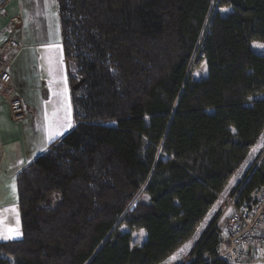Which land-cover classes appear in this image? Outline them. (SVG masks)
<instances>
[{
  "label": "trees",
  "instance_id": "16d2710c",
  "mask_svg": "<svg viewBox=\"0 0 264 264\" xmlns=\"http://www.w3.org/2000/svg\"><path fill=\"white\" fill-rule=\"evenodd\" d=\"M56 3L74 127L18 174L0 264H231L218 222L264 187V0Z\"/></svg>",
  "mask_w": 264,
  "mask_h": 264
},
{
  "label": "crops",
  "instance_id": "0c3cea01",
  "mask_svg": "<svg viewBox=\"0 0 264 264\" xmlns=\"http://www.w3.org/2000/svg\"><path fill=\"white\" fill-rule=\"evenodd\" d=\"M0 54L9 56L12 83L26 108V119L14 122L0 96V219L19 231L14 238L0 239L2 243L22 237L18 174L62 136L65 116L70 126L71 120L74 123L69 79L75 66L64 56L56 0H0ZM64 107L71 112L64 113ZM50 124L59 132L51 140ZM11 184L14 191L8 187ZM13 208L14 212L8 211ZM257 251L245 264H264V248Z\"/></svg>",
  "mask_w": 264,
  "mask_h": 264
},
{
  "label": "built area",
  "instance_id": "2783aa9c",
  "mask_svg": "<svg viewBox=\"0 0 264 264\" xmlns=\"http://www.w3.org/2000/svg\"><path fill=\"white\" fill-rule=\"evenodd\" d=\"M14 22L18 23L17 19H14ZM0 96L8 104L10 116L14 122H22L26 119V108L17 96L9 65L2 56H0ZM253 196L249 209L237 208V197L231 199L220 218V220L224 218L230 211L231 214L234 213L230 218V224L228 223L229 238L226 242L222 240L217 247L219 258L231 264H245L258 252L259 247L264 248V187ZM220 220L218 226L221 229ZM223 236L226 237L224 233ZM227 245L230 246L227 247ZM221 247L224 252L220 254Z\"/></svg>",
  "mask_w": 264,
  "mask_h": 264
},
{
  "label": "rangeland",
  "instance_id": "374dc122",
  "mask_svg": "<svg viewBox=\"0 0 264 264\" xmlns=\"http://www.w3.org/2000/svg\"><path fill=\"white\" fill-rule=\"evenodd\" d=\"M221 12H222V14H227L228 13V10H221ZM13 23L14 24H16L14 21H13ZM253 49H254V51L255 52H257V53H259V54H264V44L263 43H261V42H255L254 44H253ZM8 52H11V51H9L8 50ZM201 54H198V56H200ZM0 56H2V57H4V59H5V61L7 62V64L9 65V56H6L5 54H0ZM197 56V57H198ZM198 74V75H200V76H205V75H207V65H206V62L205 61H202V60H200V62H199V65L197 66V67H194V69H193V71H192V74ZM188 74H190L191 75V71H190V73H188ZM67 85H68V81H67ZM66 85V86H67ZM65 94H66V92H64ZM67 110L68 111V113H70L71 111L69 110V109H67V108H63V110ZM63 110L61 111V116H59V117H62L63 116ZM66 110L64 111V113H66ZM58 114H60V113H58ZM58 116V115H57ZM56 120H58V117H57V119ZM65 123L64 124H62L63 125V127H61L62 129L63 128H66V130H65V132H63V134H62V136H60L59 138H56L55 140H53L50 144H52L53 142H55L56 140H59V139H61L64 135H66L68 132H70L72 129H73V127H74V123H73V121L71 120V122H72V124H71V126H69L70 125V121H68V119H67V117L65 116ZM49 144V145H50ZM49 147V146H48ZM47 149V148H46ZM46 149L45 150H41L39 153H38V156L39 155H41V154H43L45 151H46ZM37 156V157H38ZM36 157V158H37ZM35 158V159H36ZM136 201L137 202H147L148 201V198L144 195V194H142V193H140V195L138 196V198L136 199ZM233 214L234 213H232L231 214V211L226 215V216H224V218H222L221 220H220V227H221V230H222V233H221V238H222V240H223V242H226L227 240H228V238H229V230H227L228 229V223L230 224V218L233 216ZM20 226H19V230H20ZM122 228H124L123 226H122ZM227 231H228V234H227ZM223 233L225 234V238H224V236H223ZM143 237H144V233L142 232V231H140V232H136L135 234H134V242H139V241H141L142 239H143ZM17 239H20V238H16V240ZM230 245H227V247H229ZM219 252H220V254L221 253H223L224 252V250H223V247H221L220 248V250H219Z\"/></svg>",
  "mask_w": 264,
  "mask_h": 264
},
{
  "label": "snow or ice",
  "instance_id": "6c2138e0",
  "mask_svg": "<svg viewBox=\"0 0 264 264\" xmlns=\"http://www.w3.org/2000/svg\"><path fill=\"white\" fill-rule=\"evenodd\" d=\"M70 126V125H69ZM56 135H59V132L53 131V126L49 125V133H48V139H54ZM12 191L15 190V185L11 184L8 186ZM8 211L14 212L15 209H9ZM18 224V221H17ZM19 235L18 228L10 227V226H4V221L0 219V239H11L15 236Z\"/></svg>",
  "mask_w": 264,
  "mask_h": 264
}]
</instances>
